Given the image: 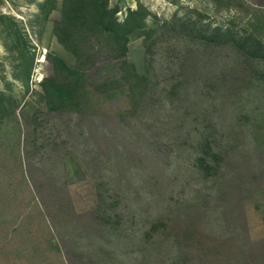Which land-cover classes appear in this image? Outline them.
<instances>
[{"label":"rangeland","instance_id":"obj_1","mask_svg":"<svg viewBox=\"0 0 264 264\" xmlns=\"http://www.w3.org/2000/svg\"><path fill=\"white\" fill-rule=\"evenodd\" d=\"M256 1L0 0V264H65L60 236L83 264H264V179L216 201L198 167L249 131L264 151ZM28 169L68 182L73 220L47 228ZM195 206L203 245L179 247Z\"/></svg>","mask_w":264,"mask_h":264},{"label":"trees","instance_id":"obj_2","mask_svg":"<svg viewBox=\"0 0 264 264\" xmlns=\"http://www.w3.org/2000/svg\"><path fill=\"white\" fill-rule=\"evenodd\" d=\"M181 86L182 82L177 83L172 88L173 97H178L177 95L181 94ZM244 131H246L245 128ZM225 135L228 137L231 136L227 130ZM247 139L249 141L247 143L248 147H246L245 151L244 149L238 151L240 147H238L236 143L229 142L225 145H219L214 149L208 147L209 151L203 153V155L198 158V167L202 173L215 175L214 177H217L213 181V184L218 187L217 193L215 192L216 201L224 200L227 197L236 198L237 196L238 200L244 199V197L252 192L258 184L262 183L264 179V151H262L261 145H259L258 142L256 143L254 140L257 139V136H253L250 131ZM31 154L33 153L31 151L29 152V146H27L26 143L25 157L31 158ZM250 155L256 162L254 170L247 164L249 162ZM37 172L38 171L36 169H32L31 171L28 169L29 175L27 176L33 188V195L36 197L39 205L41 206V212L43 213V219L47 222V228L55 225L59 227V225H61L59 223L68 219L73 220V217H75V213L77 212V210L74 209L75 202L63 196L62 188L60 189L61 185L63 187L67 186L68 182L65 180L63 181V184L59 185V187L57 186V183H54L53 185H50L51 187H49L42 179V175ZM48 188L52 191L51 193ZM100 204L98 195V197L93 198V200L89 199L85 204V208H94L93 215L99 217L101 210L99 207ZM188 212L184 220L185 227L180 231V234L177 237L179 247H182L183 243L186 247H189L194 245V242L196 245L201 244L202 242L203 234L197 226V216L201 214V209L199 206H195L189 214ZM87 215L89 216V213H86V216ZM60 238L61 240L57 242V247L60 255L65 260V264H83L82 253H77V251L70 246L67 240L63 239L61 236ZM178 250L180 252V249ZM195 250L198 251L195 255L196 259H194L195 264H216L217 252H215L212 246L204 247L203 245L200 249L197 250L196 248Z\"/></svg>","mask_w":264,"mask_h":264},{"label":"crops","instance_id":"obj_3","mask_svg":"<svg viewBox=\"0 0 264 264\" xmlns=\"http://www.w3.org/2000/svg\"><path fill=\"white\" fill-rule=\"evenodd\" d=\"M252 3H254V4H260V2H258V1H256V0H250ZM262 5H264V2H263V4Z\"/></svg>","mask_w":264,"mask_h":264}]
</instances>
